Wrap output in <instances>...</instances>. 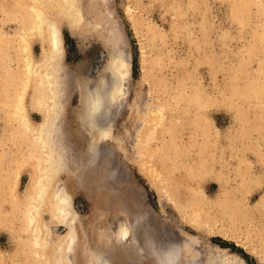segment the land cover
I'll return each mask as SVG.
<instances>
[{"label": "rangeland", "instance_id": "obj_1", "mask_svg": "<svg viewBox=\"0 0 264 264\" xmlns=\"http://www.w3.org/2000/svg\"><path fill=\"white\" fill-rule=\"evenodd\" d=\"M75 6L76 32L69 20L59 19L65 97L60 118L82 162L87 163L97 132L90 134L79 121L81 97L111 76L114 54L125 61L110 116L104 119L109 123L102 125L99 144L103 152L85 173L79 169L83 178L70 172L58 176L70 193L76 238H66V225L50 223L42 258L25 238L22 207L11 208L15 196L10 191L11 196L0 193L4 199L0 198V264H59L61 255L71 256L69 264H94L93 253L107 255L113 264H159L151 248L167 244L181 251L179 264H264V204L260 205L264 195L260 156H264L260 119L264 111V0H76ZM13 10L12 0H0V28L6 33L17 28V20L8 14ZM19 45L21 51L11 50L12 56L4 63L11 71L22 63L19 56L24 51ZM32 50L38 56L41 45L34 43ZM12 85L20 89L11 82L8 88L13 89ZM246 95L252 96L249 101ZM30 98L29 88L25 98L29 118L40 122L42 115L31 106ZM160 105L170 118L169 126L149 136L147 122ZM10 121H4L0 108V187L5 186L1 180L6 174L11 175L10 181L16 179V167L25 165L29 153L17 120ZM247 126L248 135L242 132ZM253 144L262 147L246 148ZM234 145L239 147L237 155L231 152ZM109 148L113 153H107ZM148 149L158 158L164 153L166 162L156 159L152 163L160 169L161 161L166 165L162 176L154 174L147 163ZM238 157L248 165L238 164ZM211 162L215 167L210 168ZM202 166L211 169L205 178L200 176ZM29 168L23 167L17 176L16 197L24 195ZM242 171L262 175L261 184L248 192L237 191L244 181ZM185 184L197 186L199 193L189 188L179 193ZM223 190L233 193L228 199L236 200L232 202L235 207L225 210L230 215L238 213L235 230L224 228L221 211L207 204ZM195 202L204 213L205 228L190 221ZM43 216L51 220L48 212ZM128 225L137 243L121 241L114 233L120 226L129 229Z\"/></svg>", "mask_w": 264, "mask_h": 264}, {"label": "bare ground", "instance_id": "obj_2", "mask_svg": "<svg viewBox=\"0 0 264 264\" xmlns=\"http://www.w3.org/2000/svg\"><path fill=\"white\" fill-rule=\"evenodd\" d=\"M75 1L76 0H12L14 10L12 11V13L9 12L8 14L10 18L17 20V22L15 20V22L17 23V28L12 33H6L0 28V108L3 110L4 121L7 124H10V122H12L10 120L12 119L17 120L16 123H18L17 125H19V129L22 131V136H24V138L26 139L25 148L29 150V153L26 154V158H24L23 160V164L25 165H19L18 167H16V169L18 170L17 172L20 173L23 167H30L29 169L31 171L30 178L22 198L16 197V180L17 176L19 175V173L16 172V175L13 176L16 177V179L14 181L11 180L12 182L9 180L12 179L11 175L9 174H6L2 178L3 180H1V182L3 181L5 186L0 187V193L2 196L3 194L6 195L8 191H10L11 195L15 196L13 201L10 202V204L12 203L11 208L14 206L15 209V207H17L19 204V206L22 207V209H20L24 212L22 220L24 225V232H26L25 238L30 244V249L32 248V251H35L37 256H39L40 258L44 256L42 255L43 249L45 250L48 247V230L50 227V223L66 225L68 228L66 238L70 239L71 241L76 238L74 229V220L76 218V215L72 205V201L69 197L70 193L67 187L58 182L57 178L63 172L74 173V175L79 179L83 178L82 173H85V170L87 168L92 167L93 164L97 163L99 158H101L103 150H101V146L99 143L102 142L103 139L102 127L104 128V126L102 125L104 121L106 122L104 123V125H107L109 123L104 119L105 117L109 118L110 116V104L113 103L112 98H116L115 91L116 88L118 89L117 84L121 82V78L125 74V71L123 69L125 61L123 57L119 54H114L109 70L111 76L103 80L101 79L98 84L91 87L87 92H83L84 94L81 97V113L79 121L84 128L88 129L90 134H92L93 132H97V142L91 144L87 163L86 161L82 162V159L79 157V153L74 149V144L69 140L68 133L62 128L60 118L62 112L61 103L63 102L65 97L62 90L64 81L62 79L63 76L61 75L62 70H64V41L63 33L59 25V19L64 18L69 20L73 31L76 32L74 22L78 12L76 11ZM242 13L245 12L243 11ZM34 43H39L41 45V53L38 56H35L32 50V46ZM19 44L23 45L22 49L24 51V54L19 56L22 63L21 66L19 65L20 68L17 71H11L9 67H7L4 63H6L5 61L7 60V58L12 56L11 53L13 52H11V50L15 49L16 52L18 51L19 53ZM260 76H262V74ZM10 82L19 84L20 89L17 88L16 90V85H12L14 87L13 89L10 87L8 88V84H10ZM29 88L31 89V106L42 115V120L40 122H33L29 118V107L25 99L27 90ZM251 97V95H246L245 99L249 101ZM229 100V97L226 98V101ZM212 102L215 103L216 101L213 100ZM156 108V111L147 122V134L149 136H157V134L161 133L163 129H167L169 126L170 118L165 111V107L163 105H160ZM260 119L261 124L264 126V111L261 113ZM12 126L14 127V125ZM173 130L175 131V129ZM205 130L206 128L203 125V138L204 140H207L208 136H206ZM242 132L243 134L248 135L250 132V126L244 127L242 129ZM22 136H20V138ZM19 140V142H23V140ZM200 147H202V144ZM260 147L262 146L256 144L246 146V148L248 149L254 148L255 150H257L256 148ZM21 149L22 147L20 148V150ZM236 150L239 151V147L234 145L231 152L236 154ZM147 151V163L151 165L154 174L162 176L167 168L166 165L162 162H166L165 158H163L165 157L163 156L164 153L161 158H158V155L156 156L151 149H148ZM110 152L113 153L111 149L110 151H107V153ZM197 152L198 151H196V153ZM240 152L242 153V151ZM260 156H262L264 159L263 154L260 153ZM239 158L240 157H238V159ZM156 159L162 160L161 163L163 167L161 169L153 166L152 163H154ZM172 161H175V158ZM176 161L175 163H172L176 165ZM239 163L248 165V161L241 158L238 164ZM73 166L76 167L75 169L77 170L74 171ZM208 167L209 166L202 168L201 174L203 175H200L202 176L201 178H205L206 175H209L211 171L210 168H213L215 166H213L211 162V166L209 169ZM79 169L82 170V173L79 172ZM246 169H244V171ZM196 170L198 171V168ZM239 170H242V168ZM248 170L250 169L248 168ZM7 171L8 170H6L5 172ZM244 171H242V173H244V181H242L236 187V190L242 191V193L246 192L250 188L259 186L262 180V175H252L251 172L248 173ZM218 175L223 176V173L219 172ZM192 176H194V174ZM197 183L199 184L200 182ZM187 188L191 189V192L194 194L199 193V188L191 184L180 186L178 188L179 193H183V190ZM10 192L8 193L9 195ZM230 194L233 195V193L227 190H223V192H221V194L214 200H207V204L211 208L218 207L217 209L221 211L222 217H224L226 220L224 228L235 230L239 222L238 213H231L230 215L229 211H225L228 210V207L230 205H234V203L232 202H236V200L234 201L228 199ZM0 198L3 199L2 197ZM11 198L12 197H10V199ZM263 204L264 195L260 199V205ZM244 207L245 206H243V208ZM14 209L11 210L14 211ZM45 212L49 213L51 219L50 221H47L46 218H44L43 215ZM191 213L192 216L190 221L195 224L197 228H205L201 223V221H203L202 217H204V213L202 212L200 207L196 206V202L193 204V210L191 211ZM114 233L121 241H125L127 239L131 241V244L137 243V238L131 227L128 229L127 227L120 226V228L117 229V231H114ZM148 241H150L149 237ZM180 246H182V244ZM153 248L151 249L157 256L159 264H179L181 251L178 250L177 247H174L173 245L168 247L167 244L163 245V247H161L160 249H157L155 247ZM90 258L94 262V264H113L111 259L105 254L93 253ZM197 259L198 258H196V260ZM57 261L60 262L59 264H61L62 262H66L65 264H69L70 262H72V259L69 255H61L59 256ZM194 264L199 263L196 262Z\"/></svg>", "mask_w": 264, "mask_h": 264}]
</instances>
